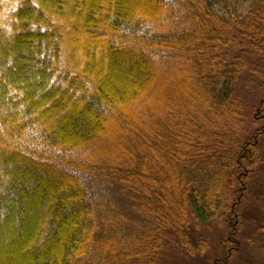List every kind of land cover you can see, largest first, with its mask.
<instances>
[{
	"label": "trees",
	"instance_id": "obj_1",
	"mask_svg": "<svg viewBox=\"0 0 264 264\" xmlns=\"http://www.w3.org/2000/svg\"><path fill=\"white\" fill-rule=\"evenodd\" d=\"M248 71L264 0H0V264L104 263V188L148 226L118 264L203 256L223 216L225 264L261 165L264 97L239 137Z\"/></svg>",
	"mask_w": 264,
	"mask_h": 264
},
{
	"label": "rangeland",
	"instance_id": "obj_2",
	"mask_svg": "<svg viewBox=\"0 0 264 264\" xmlns=\"http://www.w3.org/2000/svg\"><path fill=\"white\" fill-rule=\"evenodd\" d=\"M244 100V117L239 137L245 138L255 127L253 115L264 97V76L246 72L237 90ZM261 165L249 185V191L242 203L245 219L244 229L239 237L240 249L225 264H259L264 262V139L259 149ZM201 177V175H199ZM100 195L101 218L106 221L110 246L109 257L104 256L98 264H118L124 247L130 248L148 230V226L139 214L137 205L119 191L104 188ZM229 232V226L223 217H215L203 223L196 236L208 239L209 246L203 256L186 255L179 251H170L162 257L163 264H211L224 258L222 238Z\"/></svg>",
	"mask_w": 264,
	"mask_h": 264
}]
</instances>
